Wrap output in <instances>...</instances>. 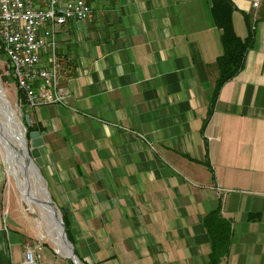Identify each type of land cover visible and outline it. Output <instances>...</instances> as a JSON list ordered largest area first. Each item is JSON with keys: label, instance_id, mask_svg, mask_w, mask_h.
Masks as SVG:
<instances>
[{"label": "crops", "instance_id": "obj_1", "mask_svg": "<svg viewBox=\"0 0 264 264\" xmlns=\"http://www.w3.org/2000/svg\"><path fill=\"white\" fill-rule=\"evenodd\" d=\"M87 1L94 20L58 33L70 105L25 107L78 258L208 264L204 219L220 209L232 224L220 264H264V0ZM226 18L255 42L203 131ZM4 173L0 160V264H24L32 231L4 221ZM39 264L72 263L46 246Z\"/></svg>", "mask_w": 264, "mask_h": 264}, {"label": "built area", "instance_id": "obj_2", "mask_svg": "<svg viewBox=\"0 0 264 264\" xmlns=\"http://www.w3.org/2000/svg\"><path fill=\"white\" fill-rule=\"evenodd\" d=\"M94 17L87 0H0V44L11 77L25 96L23 107L70 105L72 95L63 84L67 60L58 33L71 22ZM44 249L41 242L27 243L24 264H39Z\"/></svg>", "mask_w": 264, "mask_h": 264}, {"label": "rangeland", "instance_id": "obj_3", "mask_svg": "<svg viewBox=\"0 0 264 264\" xmlns=\"http://www.w3.org/2000/svg\"><path fill=\"white\" fill-rule=\"evenodd\" d=\"M1 47L2 46L0 44V85L5 91L6 99L9 100L10 105L14 110L13 112L16 115V118H18V120L22 123L23 126L24 119L20 116V111L22 109V106L17 104L18 102V97H17L18 94L16 91L17 86L15 85L11 77L9 64L6 61L3 52L1 51L2 49ZM20 145L17 144V141L14 142L12 145L13 146L12 152L14 153L13 159L14 161H16V163L21 160L22 155L20 150H19L20 152L18 151L16 152L15 146L19 147ZM0 160L3 162L5 168L3 184H2V206H3L4 221L6 222V224L11 226V221L9 220V218L14 217L17 220L16 221L17 226H21L26 229L30 228L31 230L30 229L29 230L32 231L31 233H28L30 238L26 240L25 245L27 243H32V242H36V243L41 242L45 248L47 246L51 250H53L54 254L58 256V258L68 260L72 264H74L71 259H68L67 257L64 256V254L61 253V250L57 242L58 237L55 235L54 232L52 233V231L48 230L50 228H48L47 222H45L42 219V215H43L42 211L34 204V202L32 201L29 202L24 197L23 195L24 188L22 186L23 179L17 167H16L17 172L16 170H14V176L12 175L11 173L12 168L10 167L9 163L6 160V150L3 144L1 143V139H0ZM45 218L47 219V215H45Z\"/></svg>", "mask_w": 264, "mask_h": 264}, {"label": "trees", "instance_id": "obj_4", "mask_svg": "<svg viewBox=\"0 0 264 264\" xmlns=\"http://www.w3.org/2000/svg\"><path fill=\"white\" fill-rule=\"evenodd\" d=\"M216 4L218 7L222 5L226 6L227 1L226 0L218 1L216 2ZM220 26L223 30L222 41L224 46V54L217 62L219 77L217 79L215 93L209 107L208 116L204 122L203 131L205 130L206 126L208 125L213 115L214 106L222 87L228 81L234 79L241 72L245 64L246 55L253 48L255 42L254 30L251 31L250 35L246 40L239 39L234 33V29L229 18L224 19L223 22L220 23ZM1 51L5 56L3 48L1 49ZM68 64L69 63L67 62L65 65V69L69 68L70 65L68 66ZM19 94L21 101L24 105L25 96L23 95L21 90H19ZM24 111H27L25 107H24ZM33 131H36L34 126L28 128V139H29V134ZM63 219L66 225L68 238L74 244L71 238L68 222L65 219V217ZM204 223L210 235L211 247H212V252L210 254V261L208 264H220L222 259L224 257H227L229 254V248L232 242V224L230 221L226 220L221 216L220 209L207 215L204 219ZM75 253L78 256L76 251Z\"/></svg>", "mask_w": 264, "mask_h": 264}, {"label": "bare ground", "instance_id": "obj_5", "mask_svg": "<svg viewBox=\"0 0 264 264\" xmlns=\"http://www.w3.org/2000/svg\"><path fill=\"white\" fill-rule=\"evenodd\" d=\"M6 95L4 89L0 85V139L3 146L7 149V160L13 162L12 165L15 166L16 161H14V153L12 144L17 141V144H21L18 148L21 151V160L16 164L19 166V172L23 175L24 180L22 181V186L24 188L23 195L29 202L36 203L37 207L42 211V219L47 222L49 231L54 232L58 237V245L61 253L65 257L72 256L70 247L65 241L62 233V226L53 214L51 207L47 205V200L45 196L46 184L41 176L40 172L37 170L32 162L28 161V155L26 152L25 143V131L22 123L16 118L15 113L10 110L6 103ZM17 172V169H16ZM60 213V212H59ZM47 215V219L45 218ZM76 264H81L77 259H75Z\"/></svg>", "mask_w": 264, "mask_h": 264}, {"label": "water", "instance_id": "obj_6", "mask_svg": "<svg viewBox=\"0 0 264 264\" xmlns=\"http://www.w3.org/2000/svg\"><path fill=\"white\" fill-rule=\"evenodd\" d=\"M6 103H7L8 107L10 108V110L14 111L12 109L8 99L6 100ZM20 116L24 119L23 126H24L25 132H26L25 143H26V152L28 155V161L32 162L41 174V168H43L45 165L44 160L42 158V153L40 150L44 144L42 134L39 131H33L29 134V139H28V128L32 126L31 115L28 111H24V109H21ZM41 176H42V174H41ZM45 196H46V200H47L46 203L49 207L52 208V210H53L52 212H53L54 216H56V218L59 222V225L62 226L63 237L70 247L72 256H69L67 258L71 259L74 264H76L75 259H77L81 264H84L78 258V256L75 253L74 244L68 238L66 225H65V222L62 218V215H61V213H59L60 211H59L58 207L55 205V203L53 202L47 188H45Z\"/></svg>", "mask_w": 264, "mask_h": 264}]
</instances>
